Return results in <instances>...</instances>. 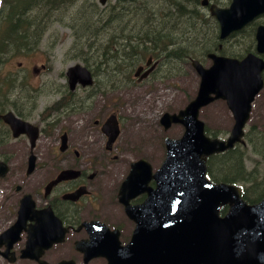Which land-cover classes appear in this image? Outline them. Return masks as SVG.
Listing matches in <instances>:
<instances>
[{
    "label": "water",
    "instance_id": "obj_1",
    "mask_svg": "<svg viewBox=\"0 0 264 264\" xmlns=\"http://www.w3.org/2000/svg\"><path fill=\"white\" fill-rule=\"evenodd\" d=\"M99 2L104 4L106 0ZM201 4L207 5L208 1L202 0ZM209 11L219 23L218 38L223 40L264 12V0H231L228 8L210 4ZM256 38V50L262 53L264 25L257 27ZM207 57L212 60L209 68L198 60L191 61V66L200 75L195 98L178 113H165L160 119L164 129L173 123L182 124V136L164 139L166 157L154 174L150 164L140 159L131 163L123 181L119 200L127 216L135 222L129 241L120 246L117 235L112 236L105 230L100 234L91 232L85 248L76 246L84 251L85 259L104 256L106 264H264V195L259 202L249 205L243 201L236 185L212 183L205 178L207 156L231 148L235 142H242L250 103L264 85V60L252 53L241 60L214 53ZM150 62L151 58L146 64ZM153 68L154 65L139 79L146 77ZM141 70L142 67H138L135 76ZM66 76L71 90L77 83L82 86L92 84L90 72L80 64L69 66ZM217 98L226 100L234 118L226 140L207 137L204 123L198 119L200 108ZM2 119L10 125L14 136L28 133L31 147L34 146L36 127L18 119L12 112L3 114ZM102 130L108 136L109 147L119 133L114 115L106 119ZM65 144L64 134L60 150L65 149ZM33 161L31 155L30 166ZM1 169L6 171L3 164H0ZM77 173L63 170L57 180ZM152 178L154 188L148 186ZM141 193L147 194L144 201L130 204V200ZM226 204L229 209L220 216V206ZM58 264H65V261Z\"/></svg>",
    "mask_w": 264,
    "mask_h": 264
},
{
    "label": "rangeland",
    "instance_id": "obj_2",
    "mask_svg": "<svg viewBox=\"0 0 264 264\" xmlns=\"http://www.w3.org/2000/svg\"><path fill=\"white\" fill-rule=\"evenodd\" d=\"M92 2L85 6L84 1L76 0L73 4H66L67 10L72 13H58L56 17H52L48 13L40 16V18L47 17V27L41 35L38 46L33 48L28 54L23 52L13 53L9 52L3 57L0 64V81L7 75L17 78L14 83V94L10 97L8 102L14 101L17 95H26L29 102L22 104L26 99L18 101V108L24 109L27 105L32 104L33 98L35 101V109L26 118L28 121L42 127V134L34 148V154L40 158V161L47 164L48 172L52 173L58 168V160L61 159L58 150L60 135L63 131L68 133V143L72 144L80 152L90 155L92 161H104L106 157L111 158L104 149L105 135L100 129L101 123L110 114H115L118 119L120 133L116 142L113 145L115 154L118 160L114 165L122 166L123 164V178L126 176L129 164L138 159L145 158L149 161L152 169L155 170L163 160L165 147L164 137L178 138L183 131L181 125H172L168 130L164 131L159 123V119L164 112H176L184 107V105L193 98L196 93L199 77L191 68L187 59L175 61L177 66L174 67L172 63L166 61L167 64L157 65L154 72L146 79L136 81L134 78L125 80L120 76V82L116 84L115 89H106L105 93L95 92V83L93 87L87 88L85 91H78L74 99L84 100V110L74 111L73 109H64L63 111L53 112L48 115L47 108L50 107L62 95L65 84L64 73L68 66L80 63L85 64L80 57H74L69 50L74 42V34L72 29L68 26L69 17H74L76 23L75 31L77 36L79 32L87 33L86 36H81L80 40H84L89 44V49L84 51L89 60L97 66L102 53L101 45L106 40L107 36L116 34L132 37V32L135 37H141L145 31L139 28L149 27L145 22V18L138 19V12L145 11V9L138 8L141 0L138 3L124 4L123 24L125 29L121 33V24L112 23L104 26L105 31L95 34V28H101L94 20L98 19L96 11L104 12L103 8L112 6L115 0H109L105 7H101L98 0H88ZM188 4L184 5L187 16L194 18L193 29L197 33V39H190L188 17L180 18L178 21H172L169 24L160 28H152L151 30L162 31L170 36V45H173L172 37L177 44L190 45L196 41V45L200 49L211 43L207 37L203 35L206 27H209L212 32L213 24L211 23L208 8L200 4L201 0H187ZM219 6H228L230 0H216ZM154 6L147 8L151 10L153 15L159 13H166L164 11L169 7L167 0H153ZM184 4V3H183ZM1 6V5H0ZM58 8V7H56ZM62 8V7H61ZM81 10L83 12L81 13ZM6 9H4V13ZM35 10L26 14L25 17L32 16ZM87 12V13H86ZM86 13V15H85ZM90 13V14H89ZM185 14V15H186ZM85 15V16H84ZM183 15V16H185ZM57 17L65 18L64 22H60ZM171 18L169 14L164 19L160 18L154 23V26H159L168 22ZM104 21H102V25ZM133 25L137 26L138 30L132 31ZM83 26L82 29H79ZM93 29V30H92ZM240 35L235 34L227 39V42L222 44L225 51H232L240 53L250 46V30ZM141 30V31H140ZM102 31V30H101ZM191 31V30H190ZM177 37L183 41L179 42ZM96 38H99L97 41ZM77 39V37H76ZM120 39V43H122ZM170 50V49H168ZM14 54V55H13ZM84 57V56H83ZM197 58L204 66H209L211 61L200 55H192L189 58ZM105 64L110 67V72L127 75L129 70L123 69L121 66H113L114 59L106 55ZM164 59L159 58V62ZM116 62H119L116 61ZM20 63V65H18ZM174 63V62H173ZM41 65L47 66V69L40 73H33L34 68H40ZM171 65V66H170ZM98 68V66H97ZM106 73L102 71V75H95L96 85L107 87L110 83H106ZM98 79V80H97ZM7 87L4 88L6 90ZM24 88L27 92H20ZM164 89L163 92L155 93V91ZM59 91H61L59 93ZM154 92V93H153ZM73 99V100H74ZM146 99V103L141 104ZM6 109H13L9 104ZM200 119L205 124L207 133L219 138H225L229 132L232 124V116L223 101H216L207 107L201 109ZM94 121H98L95 124ZM54 123V125H52ZM248 137L244 138L245 145H241L240 151L247 154L248 159L244 160V164L249 171H253L257 177V182L261 181L264 176V87L257 94L250 114V120L245 128ZM23 139L12 141H22ZM253 148L254 153L251 152ZM28 142L25 143V148L15 142H11L2 148V154L10 155L14 153L15 156H20L24 151H28ZM226 162V159L223 160ZM114 165L107 167L109 171L113 169ZM102 167H105L102 165ZM117 173L122 172L121 167L115 170ZM207 177L212 180L207 173ZM243 186L244 192L248 188V197L255 198L264 193V185H261L256 192L252 193L249 183H235ZM251 190V191H250ZM104 195L108 194V189L103 191ZM251 195V196H250ZM252 200H249L251 202ZM124 219V218H123ZM129 221L123 224V235L127 239H123L125 244L129 239L131 225ZM69 246L64 245L55 248L49 257L56 261L69 255ZM94 262V263H91ZM88 264H104L103 261L93 260ZM1 264V263H0Z\"/></svg>",
    "mask_w": 264,
    "mask_h": 264
},
{
    "label": "flooded vegetation",
    "instance_id": "obj_3",
    "mask_svg": "<svg viewBox=\"0 0 264 264\" xmlns=\"http://www.w3.org/2000/svg\"><path fill=\"white\" fill-rule=\"evenodd\" d=\"M258 20L257 24L264 23V13L259 16ZM13 112L19 117L25 113L24 109ZM1 121L0 119V149L11 142L25 148L27 136L21 134L17 137L23 139L22 141L6 140L5 137L10 136L11 132L8 125ZM72 147L68 144L65 150L66 155L61 160L70 163L66 168L78 169L79 175L53 184L50 183L57 172L53 175L49 174L47 164L40 161L37 155H35L32 170L28 172L29 149L20 156H15L14 153L3 155L0 150V160L6 166V173L0 175L1 264H39L32 259L22 258L20 250L27 240L34 239L39 242L51 238L56 239L59 221L69 230L64 242L56 243L43 252L41 258L47 262L50 261L51 264L57 263L58 260H52L49 254L65 243L72 249L65 259H73L75 264H88L93 260H100L105 264L103 257L84 262L83 254L73 250L75 241L89 238L83 226V223L89 220H99L106 224L109 230H118L119 241L123 244V211L117 201V192L121 178H123V164L122 166L112 164L114 165L113 170L106 171L102 165H109L111 162L108 159L92 162L86 159L84 153L81 155L78 151L71 150ZM118 167H121L122 172L115 171ZM106 183L108 184V195L103 196L102 190ZM49 186L51 189L46 192ZM80 188H83L85 194L77 201L73 202L63 198V195ZM22 201H24L23 205ZM80 226L82 228H79ZM13 240L15 241L11 243ZM9 245H11L9 253L5 258L1 253L8 249Z\"/></svg>",
    "mask_w": 264,
    "mask_h": 264
},
{
    "label": "trees",
    "instance_id": "obj_4",
    "mask_svg": "<svg viewBox=\"0 0 264 264\" xmlns=\"http://www.w3.org/2000/svg\"><path fill=\"white\" fill-rule=\"evenodd\" d=\"M75 1L76 0H69V3L73 4ZM167 1L169 7L166 11H164L166 13L153 15L154 13H152L151 10H147V8L154 6L153 0H141V4L138 6V8L146 9L144 12L141 10L138 12V19L142 20L145 18V22L149 27L139 28L142 31H145L141 37H135L136 34L132 32L138 30V27L135 25H133L131 29L133 34L131 38L129 36L121 35L123 37V56L122 48L120 46V39L122 37L116 34L107 36L106 40L103 42V45H101L102 53L100 54L101 58L97 64L98 68L84 53V51L89 49V44L84 40H80V37L86 36L87 33L80 31L79 36H77L75 31L76 23L74 21V17H69L68 26L72 29V33L75 35L74 42L69 50V53H71L74 57H80L83 59L85 65L91 69L93 74L102 75V71L105 72V77L107 79L106 83L118 84L120 82L121 75L119 73L110 72V67H107L105 64L106 55L115 60L113 66L120 67L123 64V69L130 70V68L138 64L139 61L147 55H152L154 58L158 59L163 57L164 59L158 63L159 66L162 64H167L166 61H168L169 63H172L174 67H176L177 63L175 61L183 59L188 60V58L192 55H200V57H202L201 59H203L206 52L217 49V46L214 43L216 39V24L211 18L209 20L213 24L212 32H210L209 27H206L203 33V35L207 37V40L211 41V43L203 46L201 49L196 45V41H193L192 44L186 46H183L184 44H177L174 41V36L172 37L173 45L169 46L171 44V39L167 33L151 30L152 28H160L165 26L172 21H178L180 18L188 17L187 22L188 24L190 23L188 31L190 35H192V37L190 36V39H197V33L193 29L194 18L192 16H187L185 10H183L181 13L184 5L188 4V1ZM67 2L68 0H0V64L3 60V57L9 52L18 54L20 52L26 53L35 46H38L41 35H43L47 27V17L49 15L56 17L55 15L58 13L72 14L66 8V4H68ZM138 2L139 0H115V2L111 4L112 6L103 8L104 12H100L99 10L96 11V16H98V19L94 20V23H96L101 28H95L93 32L95 34L103 32L105 31L104 26L108 24L111 25L112 23L116 22L121 24V33H123L125 29V25L123 24V14L125 12L124 4L131 5ZM91 3L92 2L85 0L84 5L88 6ZM4 9H6L5 13ZM33 10H35V12L32 16L25 17L26 14H29V12H32ZM82 12L83 10H81V13ZM45 13H48L49 15L45 18H40V16ZM169 14L171 15V18L168 22L160 24L159 26H154V23L157 20L160 18L164 19ZM56 20L64 22L65 18L57 17ZM102 21H104L103 25ZM82 28L83 26L79 29ZM98 39L99 38H96L95 40L97 41ZM177 40L179 42L183 41L179 37H177ZM225 52L228 53V51ZM118 60L119 62H116ZM121 61L123 62L122 64ZM131 71L132 70H130L127 75H123V82L125 80H130ZM16 81L17 79H4L3 83L0 84V91L3 85H10ZM11 91L12 90L10 89L8 93H11ZM3 95L4 94H0V110H3L7 107V102L2 100ZM6 96L8 97L9 94ZM237 148L238 146H235L233 149H230L224 153L210 156L207 160V171L213 181L222 180L229 183H249L251 184L250 188L254 193L258 188L261 187V185H264V176L262 179H260L261 181L257 182V177L254 172L247 171L245 169L243 157L237 151ZM223 158L226 159V162L221 161ZM247 189L248 188L245 189V192L243 189L244 198L246 197V200L255 201L259 199L260 195L256 196L255 198H248L247 196L249 189Z\"/></svg>",
    "mask_w": 264,
    "mask_h": 264
},
{
    "label": "bare ground",
    "instance_id": "obj_5",
    "mask_svg": "<svg viewBox=\"0 0 264 264\" xmlns=\"http://www.w3.org/2000/svg\"><path fill=\"white\" fill-rule=\"evenodd\" d=\"M254 187V186H253ZM248 190V189H247ZM251 191V190H250ZM254 191H255V189H254ZM250 193V192H249ZM253 193V192H252ZM246 196V195H245ZM251 196V195H250ZM248 197V196H247ZM246 198V197H245ZM249 198V197H248Z\"/></svg>",
    "mask_w": 264,
    "mask_h": 264
}]
</instances>
